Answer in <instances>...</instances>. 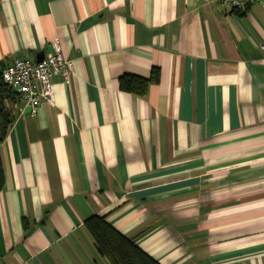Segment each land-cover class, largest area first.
I'll return each mask as SVG.
<instances>
[{"label": "crops", "instance_id": "1", "mask_svg": "<svg viewBox=\"0 0 264 264\" xmlns=\"http://www.w3.org/2000/svg\"><path fill=\"white\" fill-rule=\"evenodd\" d=\"M57 38L56 104L8 102L0 264H111L94 215L162 264H264V0H0V68Z\"/></svg>", "mask_w": 264, "mask_h": 264}, {"label": "trees", "instance_id": "2", "mask_svg": "<svg viewBox=\"0 0 264 264\" xmlns=\"http://www.w3.org/2000/svg\"><path fill=\"white\" fill-rule=\"evenodd\" d=\"M0 68V191L6 185V173L1 154V144L6 139L15 120L8 102L13 101L19 93L4 81V70ZM161 79V70L154 68L150 77L136 74H124L120 78L121 88L141 95H147L152 84ZM20 94V93H19ZM86 226L94 237L95 245L101 255L108 258L111 264H162L144 250L137 241L122 233L108 220L107 215H94L86 220Z\"/></svg>", "mask_w": 264, "mask_h": 264}, {"label": "built area", "instance_id": "3", "mask_svg": "<svg viewBox=\"0 0 264 264\" xmlns=\"http://www.w3.org/2000/svg\"><path fill=\"white\" fill-rule=\"evenodd\" d=\"M223 5L244 9L255 0H219ZM264 47V44L262 45ZM73 61L64 52L60 38L54 40L52 51L41 60L19 58L4 70V81L32 105L34 112L45 104H56L54 76L67 80L73 70Z\"/></svg>", "mask_w": 264, "mask_h": 264}]
</instances>
